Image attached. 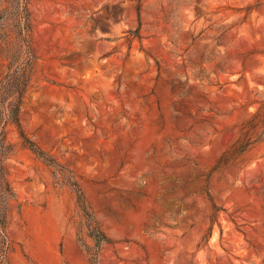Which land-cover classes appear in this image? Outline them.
<instances>
[{
    "label": "rangeland",
    "instance_id": "rangeland-1",
    "mask_svg": "<svg viewBox=\"0 0 264 264\" xmlns=\"http://www.w3.org/2000/svg\"><path fill=\"white\" fill-rule=\"evenodd\" d=\"M0 264H264V0H31ZM0 43V78L7 70Z\"/></svg>",
    "mask_w": 264,
    "mask_h": 264
},
{
    "label": "trees",
    "instance_id": "trees-1",
    "mask_svg": "<svg viewBox=\"0 0 264 264\" xmlns=\"http://www.w3.org/2000/svg\"><path fill=\"white\" fill-rule=\"evenodd\" d=\"M31 0H0V43L7 63V70L0 78V237L3 244L8 223V203L15 198L9 184L6 159L14 152V144L7 137V129L14 126L21 145L28 148L46 165L52 167L55 177L70 186L80 209L85 216L88 235L94 238L97 246L108 241L107 235L91 211L85 194L72 174L57 171L58 163L51 155L41 149L23 130L19 118V109L24 93L32 86L33 73L37 63L31 46L33 13ZM264 107V100L262 103ZM264 132V130H263ZM264 136V135H263ZM4 249L0 248V254Z\"/></svg>",
    "mask_w": 264,
    "mask_h": 264
}]
</instances>
